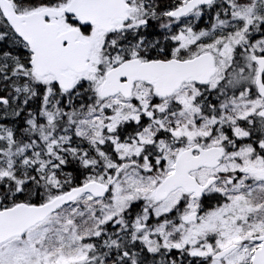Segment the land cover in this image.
I'll return each mask as SVG.
<instances>
[{
	"label": "snow or ice",
	"instance_id": "6c2138e0",
	"mask_svg": "<svg viewBox=\"0 0 264 264\" xmlns=\"http://www.w3.org/2000/svg\"><path fill=\"white\" fill-rule=\"evenodd\" d=\"M0 264H264V0H0Z\"/></svg>",
	"mask_w": 264,
	"mask_h": 264
}]
</instances>
